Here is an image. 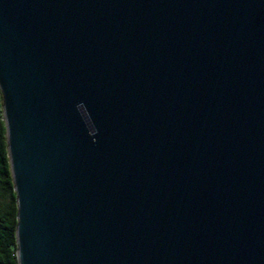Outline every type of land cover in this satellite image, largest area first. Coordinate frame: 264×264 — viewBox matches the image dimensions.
I'll use <instances>...</instances> for the list:
<instances>
[{"label":"water","instance_id":"95a60500","mask_svg":"<svg viewBox=\"0 0 264 264\" xmlns=\"http://www.w3.org/2000/svg\"><path fill=\"white\" fill-rule=\"evenodd\" d=\"M18 264H264V0H0Z\"/></svg>","mask_w":264,"mask_h":264},{"label":"trees","instance_id":"16d2710c","mask_svg":"<svg viewBox=\"0 0 264 264\" xmlns=\"http://www.w3.org/2000/svg\"><path fill=\"white\" fill-rule=\"evenodd\" d=\"M4 198H8L4 201ZM17 203L8 153L3 95L0 90V264L17 262Z\"/></svg>","mask_w":264,"mask_h":264},{"label":"rangeland","instance_id":"374dc122","mask_svg":"<svg viewBox=\"0 0 264 264\" xmlns=\"http://www.w3.org/2000/svg\"><path fill=\"white\" fill-rule=\"evenodd\" d=\"M8 200V198H4V201H7Z\"/></svg>","mask_w":264,"mask_h":264}]
</instances>
